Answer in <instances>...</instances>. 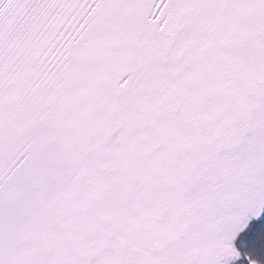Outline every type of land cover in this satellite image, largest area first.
Segmentation results:
<instances>
[{
  "label": "snow or ice",
  "instance_id": "obj_1",
  "mask_svg": "<svg viewBox=\"0 0 264 264\" xmlns=\"http://www.w3.org/2000/svg\"><path fill=\"white\" fill-rule=\"evenodd\" d=\"M0 264H264V0H0Z\"/></svg>",
  "mask_w": 264,
  "mask_h": 264
}]
</instances>
